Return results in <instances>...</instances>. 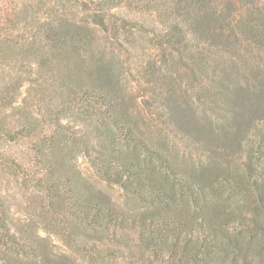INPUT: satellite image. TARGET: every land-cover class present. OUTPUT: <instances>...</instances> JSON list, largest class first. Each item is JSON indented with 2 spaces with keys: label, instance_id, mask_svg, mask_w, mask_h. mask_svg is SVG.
I'll return each instance as SVG.
<instances>
[{
  "label": "trees",
  "instance_id": "16d2710c",
  "mask_svg": "<svg viewBox=\"0 0 264 264\" xmlns=\"http://www.w3.org/2000/svg\"><path fill=\"white\" fill-rule=\"evenodd\" d=\"M72 1L113 40L135 27L111 11L125 0L12 7L9 29L31 25V42L1 39L0 64L27 49L58 86L40 97L45 112L38 103L16 121L3 112L19 81L0 88V174L38 194L87 264H264V70L238 48L264 50V0H237L238 14L232 0H178L158 41L168 50L153 81L168 80L149 88L166 97L149 126L123 97V61L87 22L64 16ZM19 143L23 151L6 148ZM81 155L122 188V204L83 175ZM10 211L0 193V264H69L38 242L34 223L14 231Z\"/></svg>",
  "mask_w": 264,
  "mask_h": 264
},
{
  "label": "rangeland",
  "instance_id": "374dc122",
  "mask_svg": "<svg viewBox=\"0 0 264 264\" xmlns=\"http://www.w3.org/2000/svg\"><path fill=\"white\" fill-rule=\"evenodd\" d=\"M18 1L0 0V40L4 38L12 39L13 37L16 42L22 43L23 46L25 43L27 45L31 42L33 31L31 25L28 30L20 29L21 26L17 24L15 29H9L10 19L14 18L12 7H15ZM23 1L28 2V0H21V2ZM132 1L125 0L111 10L117 16L135 24L133 31L123 34L118 41L113 40L92 20L87 21L90 13L82 8L80 3L75 1L67 2V10L64 12V16L78 24L87 22L97 36V43L100 44L101 48L106 49L107 56L114 60L123 61L124 69H122L123 74H121L124 90L123 97L130 99L132 110L138 113L141 112L148 124L151 119L156 117L155 112L160 109L158 108L160 106L159 103H164L166 98L156 97L157 93L154 97L152 93H149V88H157L165 80H168L157 78L158 83H156L153 81L156 76H153L152 72L160 65L163 59V49L168 50L167 47H159L158 41L160 36L168 31V26L164 22L170 21L171 16L176 15L178 0ZM221 1L224 6L226 0ZM232 1L234 3H232V6L236 9L235 13L238 14L242 7L237 0ZM246 10L247 8L243 7V11ZM237 16L239 17V15ZM41 17L42 19L47 18L45 16ZM238 48L241 56L250 60L248 66H260L264 70V50H261L260 53L258 49H251L250 43L248 44L247 41L242 40ZM8 54L5 55L6 60L1 61L0 64V88L5 84L10 86L15 81H19L20 86L13 106L5 108L3 114L8 115L9 120L16 121L20 116L23 119L26 117V110H31V112L36 114L38 103L41 105L42 111L45 112L47 105L41 102L40 97H48L47 91L50 90H47V87L53 86V84L58 86V82L55 83L46 71L39 73V66L36 60L29 58L27 49H19L18 55L8 56ZM167 87L168 85L166 84L165 88ZM157 90H161V86ZM191 98L192 100L196 99V97ZM147 102L151 103L152 112L146 107ZM161 111L167 113L168 108H161ZM21 112H24V114H21ZM138 121L141 124V121ZM62 122L64 124H72L69 119H62ZM147 124L144 123L143 127L147 128ZM11 147L14 150L23 151L25 149L23 143L14 144V146L7 145L6 148L9 151L12 150ZM182 147L184 148V146ZM78 166L89 182L108 192L116 202L123 203L122 188L100 179L85 156H79ZM0 193L10 204V215L14 231H17L23 225L34 223L33 226L38 242L45 246L47 251H51L53 257H56V259L61 258L69 264H87L82 261L75 247H69L64 237L55 231L56 227L52 225V214L41 203V198L38 194L31 189L24 188L21 183H15L13 177L4 174H0ZM77 241L81 243L80 239Z\"/></svg>",
  "mask_w": 264,
  "mask_h": 264
}]
</instances>
